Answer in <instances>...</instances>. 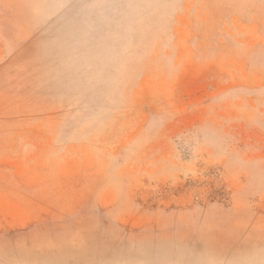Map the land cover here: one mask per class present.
Returning a JSON list of instances; mask_svg holds the SVG:
<instances>
[{
    "label": "rangeland",
    "instance_id": "374dc122",
    "mask_svg": "<svg viewBox=\"0 0 264 264\" xmlns=\"http://www.w3.org/2000/svg\"><path fill=\"white\" fill-rule=\"evenodd\" d=\"M0 264H264V0H0Z\"/></svg>",
    "mask_w": 264,
    "mask_h": 264
}]
</instances>
